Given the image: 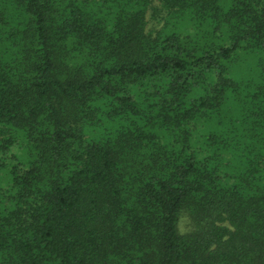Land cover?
Listing matches in <instances>:
<instances>
[{
    "label": "trees",
    "instance_id": "16d2710c",
    "mask_svg": "<svg viewBox=\"0 0 264 264\" xmlns=\"http://www.w3.org/2000/svg\"><path fill=\"white\" fill-rule=\"evenodd\" d=\"M0 264H264V0H0Z\"/></svg>",
    "mask_w": 264,
    "mask_h": 264
},
{
    "label": "rangeland",
    "instance_id": "374dc122",
    "mask_svg": "<svg viewBox=\"0 0 264 264\" xmlns=\"http://www.w3.org/2000/svg\"><path fill=\"white\" fill-rule=\"evenodd\" d=\"M155 4H158L155 3ZM150 11V10H149ZM152 11H150L148 13V23H147V26H146V32L147 34H152V33H155L156 31H158L160 28H161V21L160 20H155L152 18Z\"/></svg>",
    "mask_w": 264,
    "mask_h": 264
}]
</instances>
